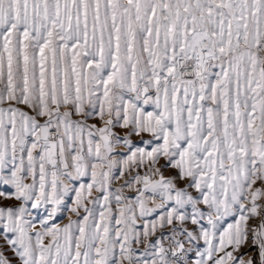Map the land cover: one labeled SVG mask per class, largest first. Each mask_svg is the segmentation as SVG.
I'll list each match as a JSON object with an SVG mask.
<instances>
[{
	"label": "snow or ice",
	"instance_id": "6c2138e0",
	"mask_svg": "<svg viewBox=\"0 0 264 264\" xmlns=\"http://www.w3.org/2000/svg\"><path fill=\"white\" fill-rule=\"evenodd\" d=\"M0 264H264V0H0Z\"/></svg>",
	"mask_w": 264,
	"mask_h": 264
},
{
	"label": "rangeland",
	"instance_id": "374dc122",
	"mask_svg": "<svg viewBox=\"0 0 264 264\" xmlns=\"http://www.w3.org/2000/svg\"><path fill=\"white\" fill-rule=\"evenodd\" d=\"M59 223H66L67 221H66V218L65 219H62V220H60V221H58Z\"/></svg>",
	"mask_w": 264,
	"mask_h": 264
}]
</instances>
